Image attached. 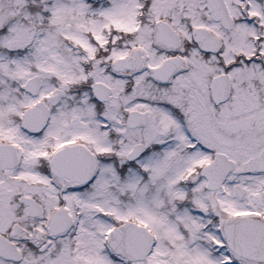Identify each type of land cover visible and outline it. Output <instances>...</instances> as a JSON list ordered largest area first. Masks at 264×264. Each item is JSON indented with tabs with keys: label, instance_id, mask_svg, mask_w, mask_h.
Listing matches in <instances>:
<instances>
[{
	"label": "snow or ice",
	"instance_id": "snow-or-ice-1",
	"mask_svg": "<svg viewBox=\"0 0 264 264\" xmlns=\"http://www.w3.org/2000/svg\"><path fill=\"white\" fill-rule=\"evenodd\" d=\"M0 264H264V0H0Z\"/></svg>",
	"mask_w": 264,
	"mask_h": 264
}]
</instances>
